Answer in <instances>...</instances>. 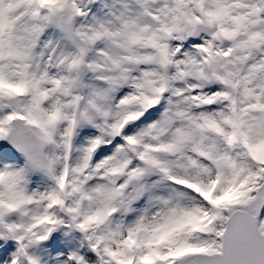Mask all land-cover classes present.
<instances>
[{
  "label": "snow or ice",
  "instance_id": "obj_1",
  "mask_svg": "<svg viewBox=\"0 0 264 264\" xmlns=\"http://www.w3.org/2000/svg\"><path fill=\"white\" fill-rule=\"evenodd\" d=\"M0 264H264V0H0Z\"/></svg>",
  "mask_w": 264,
  "mask_h": 264
}]
</instances>
